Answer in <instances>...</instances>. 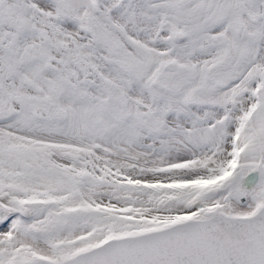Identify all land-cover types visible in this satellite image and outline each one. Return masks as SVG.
I'll return each mask as SVG.
<instances>
[{"label": "snow or ice", "instance_id": "obj_1", "mask_svg": "<svg viewBox=\"0 0 264 264\" xmlns=\"http://www.w3.org/2000/svg\"><path fill=\"white\" fill-rule=\"evenodd\" d=\"M0 264H264V0H0Z\"/></svg>", "mask_w": 264, "mask_h": 264}]
</instances>
